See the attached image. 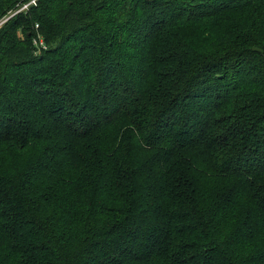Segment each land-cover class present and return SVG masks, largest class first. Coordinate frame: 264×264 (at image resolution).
Instances as JSON below:
<instances>
[{
	"label": "trees",
	"instance_id": "obj_1",
	"mask_svg": "<svg viewBox=\"0 0 264 264\" xmlns=\"http://www.w3.org/2000/svg\"><path fill=\"white\" fill-rule=\"evenodd\" d=\"M27 4L0 28V264H264V0L0 20Z\"/></svg>",
	"mask_w": 264,
	"mask_h": 264
},
{
	"label": "built area",
	"instance_id": "obj_2",
	"mask_svg": "<svg viewBox=\"0 0 264 264\" xmlns=\"http://www.w3.org/2000/svg\"><path fill=\"white\" fill-rule=\"evenodd\" d=\"M5 22H6V19H3V20H1L0 24L3 25ZM34 45L37 46L38 49H46V45L44 43V40L42 39V37L40 35H37L36 39L34 40Z\"/></svg>",
	"mask_w": 264,
	"mask_h": 264
},
{
	"label": "rangeland",
	"instance_id": "obj_3",
	"mask_svg": "<svg viewBox=\"0 0 264 264\" xmlns=\"http://www.w3.org/2000/svg\"><path fill=\"white\" fill-rule=\"evenodd\" d=\"M32 3H34V2H32ZM30 4H31V3H30ZM30 4H27V5L22 6V7L19 9L18 12H16V13H13V12H12V13H10L8 16L3 17V19L8 20L10 17H13L14 15L18 14L21 10H26V9H28V7H29ZM3 19H1V20H3ZM1 20H0V22H1ZM2 26H3V25L0 24V28H1Z\"/></svg>",
	"mask_w": 264,
	"mask_h": 264
}]
</instances>
